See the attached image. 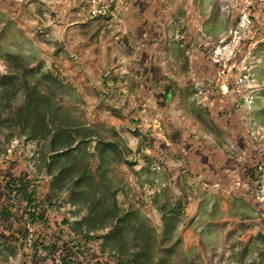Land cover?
Returning <instances> with one entry per match:
<instances>
[{
	"label": "rangeland",
	"instance_id": "rangeland-1",
	"mask_svg": "<svg viewBox=\"0 0 264 264\" xmlns=\"http://www.w3.org/2000/svg\"><path fill=\"white\" fill-rule=\"evenodd\" d=\"M11 54L49 87L56 125L92 136L55 158L56 173L92 174L77 196L50 187L44 139L0 132V180L39 191L36 234L79 238L74 223L116 205L137 213L150 264H264V0H0L1 75ZM7 193L0 184V264H29L16 243L26 209L11 221ZM180 202L168 233L164 210Z\"/></svg>",
	"mask_w": 264,
	"mask_h": 264
},
{
	"label": "trees",
	"instance_id": "trees-1",
	"mask_svg": "<svg viewBox=\"0 0 264 264\" xmlns=\"http://www.w3.org/2000/svg\"><path fill=\"white\" fill-rule=\"evenodd\" d=\"M7 57L6 60L12 70L6 75L0 74V132L3 129L9 131L10 136H5L7 142L12 140L13 130L18 131L19 136L26 137L27 141L44 139V148L46 149L45 151L41 150V157L48 175L52 177L50 187L59 191L74 189V194L82 196L84 191L81 188L86 184H93L91 180L94 179H90L92 174L85 170L82 172V168L76 169L74 172V170L62 167L56 173L54 165L55 158L75 150L78 142H85L88 139L87 133L82 129L79 131L73 129L75 131H72L68 126L58 127L55 123L56 112L54 110L56 108L53 106L49 87H43L40 80L28 82L27 77L36 78L28 64L16 55L11 54ZM20 77H23L21 81ZM22 116H25V119H22ZM45 138H50L48 145L45 144ZM91 138L92 136L88 140ZM100 143L104 144V147H109L106 141L105 143L100 141ZM25 181L21 178H4L0 180V184L4 190L8 189V198L12 192L10 184L21 185L24 194L20 204H23L26 209L27 218L25 220L31 227L32 225L36 227L39 223L45 222V216L36 206L39 195L37 186L30 183L27 186ZM8 204L10 208L3 213L5 212L12 221L14 220L13 208L15 206L9 202ZM39 207H44V202L39 203ZM114 207H107L104 210L97 206L92 207L86 216L71 226L70 232L79 238H73L62 228L56 236L52 237L45 234L40 237V234L34 233L33 239L30 238V234L29 238L25 239L16 235L17 248L28 253L30 264H50V258L44 259L41 252L47 241L61 242L62 254L59 256L58 262L53 264H97L93 248H99L102 254H109L118 264H150L148 238L142 237L141 242L138 241L137 233L139 234L140 230H137L135 224L138 219L137 213L128 210L127 213L122 214L116 205ZM182 208L183 205L180 202L177 206L164 210L166 211L165 219L168 221V233L174 230V220L182 214ZM11 227L13 226L10 225L9 229ZM23 227L29 232L27 224ZM103 231L108 232L99 235ZM57 246L45 249L51 253ZM171 252L172 250H167L168 254Z\"/></svg>",
	"mask_w": 264,
	"mask_h": 264
},
{
	"label": "built area",
	"instance_id": "built-area-1",
	"mask_svg": "<svg viewBox=\"0 0 264 264\" xmlns=\"http://www.w3.org/2000/svg\"><path fill=\"white\" fill-rule=\"evenodd\" d=\"M99 12H101V16H106L107 12H104V15L102 13V11L98 10ZM10 190L12 191L10 194V197L8 199V202L11 205H18L23 197L24 191L21 190V185L20 184H15V183H11L10 184ZM27 226H28V230L30 232V238H33L35 230L33 229V227H31V225L27 222ZM56 243L53 241H47L45 246L41 249L42 252V257H46L47 256V250H44L46 247H53ZM30 264V263H29Z\"/></svg>",
	"mask_w": 264,
	"mask_h": 264
}]
</instances>
